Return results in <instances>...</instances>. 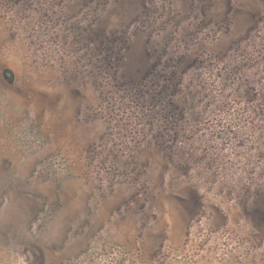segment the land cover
Listing matches in <instances>:
<instances>
[{"label": "rangeland", "instance_id": "obj_1", "mask_svg": "<svg viewBox=\"0 0 264 264\" xmlns=\"http://www.w3.org/2000/svg\"><path fill=\"white\" fill-rule=\"evenodd\" d=\"M0 264H264V0H0Z\"/></svg>", "mask_w": 264, "mask_h": 264}, {"label": "water", "instance_id": "obj_2", "mask_svg": "<svg viewBox=\"0 0 264 264\" xmlns=\"http://www.w3.org/2000/svg\"><path fill=\"white\" fill-rule=\"evenodd\" d=\"M7 76H8V78L10 79V77L12 76V73H11V72H8V73H7Z\"/></svg>", "mask_w": 264, "mask_h": 264}]
</instances>
